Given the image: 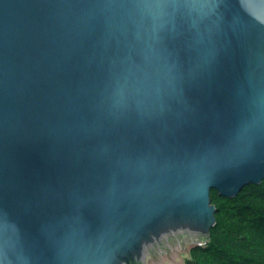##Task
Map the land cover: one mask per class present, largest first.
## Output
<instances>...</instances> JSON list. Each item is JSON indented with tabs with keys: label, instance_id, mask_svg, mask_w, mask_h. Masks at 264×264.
<instances>
[{
	"label": "water",
	"instance_id": "95a60500",
	"mask_svg": "<svg viewBox=\"0 0 264 264\" xmlns=\"http://www.w3.org/2000/svg\"><path fill=\"white\" fill-rule=\"evenodd\" d=\"M263 180L264 0H0V264H182Z\"/></svg>",
	"mask_w": 264,
	"mask_h": 264
},
{
	"label": "trees",
	"instance_id": "16d2710c",
	"mask_svg": "<svg viewBox=\"0 0 264 264\" xmlns=\"http://www.w3.org/2000/svg\"><path fill=\"white\" fill-rule=\"evenodd\" d=\"M216 225L206 246L192 250L185 264H264V180L234 198L215 190Z\"/></svg>",
	"mask_w": 264,
	"mask_h": 264
},
{
	"label": "rangeland",
	"instance_id": "374dc122",
	"mask_svg": "<svg viewBox=\"0 0 264 264\" xmlns=\"http://www.w3.org/2000/svg\"><path fill=\"white\" fill-rule=\"evenodd\" d=\"M210 197H211V196H210ZM211 200H212V199H211ZM212 205H214V206L217 208V204L213 203V201H212ZM216 213H217V211H216ZM215 218H216V214H215ZM216 222H217V219H216ZM209 235H210V234H209ZM206 244H207V243H205V244H201V245H197V246H193V247H190L189 254H188V256L186 257V259L182 262V264H185L186 261H187V259L191 258V256H192V250H193L194 248H196V247H200V246H206Z\"/></svg>",
	"mask_w": 264,
	"mask_h": 264
},
{
	"label": "bare ground",
	"instance_id": "6f19581e",
	"mask_svg": "<svg viewBox=\"0 0 264 264\" xmlns=\"http://www.w3.org/2000/svg\"><path fill=\"white\" fill-rule=\"evenodd\" d=\"M222 197V196H221Z\"/></svg>",
	"mask_w": 264,
	"mask_h": 264
}]
</instances>
